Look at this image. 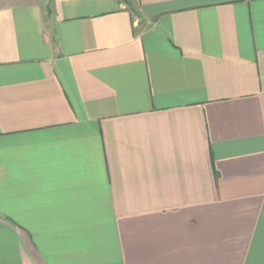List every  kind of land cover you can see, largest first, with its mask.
Segmentation results:
<instances>
[{"label": "crops", "instance_id": "1", "mask_svg": "<svg viewBox=\"0 0 264 264\" xmlns=\"http://www.w3.org/2000/svg\"><path fill=\"white\" fill-rule=\"evenodd\" d=\"M0 0V264H264V0Z\"/></svg>", "mask_w": 264, "mask_h": 264}, {"label": "trees", "instance_id": "2", "mask_svg": "<svg viewBox=\"0 0 264 264\" xmlns=\"http://www.w3.org/2000/svg\"><path fill=\"white\" fill-rule=\"evenodd\" d=\"M123 1H125V2H127V3H129V4L131 3V1H130V0H123Z\"/></svg>", "mask_w": 264, "mask_h": 264}]
</instances>
